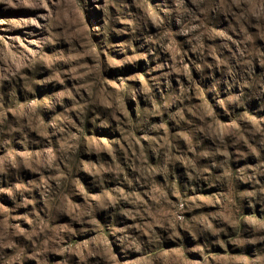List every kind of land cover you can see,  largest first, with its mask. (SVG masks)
Segmentation results:
<instances>
[{"label": "rangeland", "instance_id": "obj_1", "mask_svg": "<svg viewBox=\"0 0 264 264\" xmlns=\"http://www.w3.org/2000/svg\"><path fill=\"white\" fill-rule=\"evenodd\" d=\"M0 264H264V0H0Z\"/></svg>", "mask_w": 264, "mask_h": 264}]
</instances>
